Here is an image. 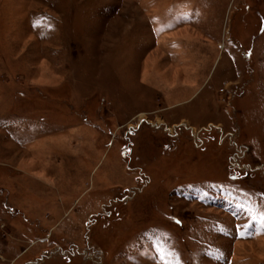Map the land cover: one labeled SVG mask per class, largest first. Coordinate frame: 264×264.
<instances>
[{"label": "rangeland", "instance_id": "obj_1", "mask_svg": "<svg viewBox=\"0 0 264 264\" xmlns=\"http://www.w3.org/2000/svg\"><path fill=\"white\" fill-rule=\"evenodd\" d=\"M0 264H264V0H0Z\"/></svg>", "mask_w": 264, "mask_h": 264}, {"label": "built area", "instance_id": "obj_2", "mask_svg": "<svg viewBox=\"0 0 264 264\" xmlns=\"http://www.w3.org/2000/svg\"><path fill=\"white\" fill-rule=\"evenodd\" d=\"M222 91H224V89H222Z\"/></svg>", "mask_w": 264, "mask_h": 264}]
</instances>
